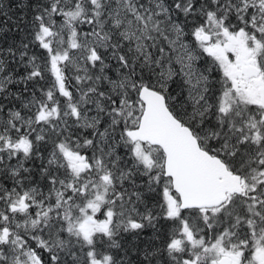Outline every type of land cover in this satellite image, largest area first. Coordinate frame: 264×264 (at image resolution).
I'll return each mask as SVG.
<instances>
[{
    "label": "snow or ice",
    "instance_id": "obj_1",
    "mask_svg": "<svg viewBox=\"0 0 264 264\" xmlns=\"http://www.w3.org/2000/svg\"><path fill=\"white\" fill-rule=\"evenodd\" d=\"M0 264H264V0H0Z\"/></svg>",
    "mask_w": 264,
    "mask_h": 264
}]
</instances>
